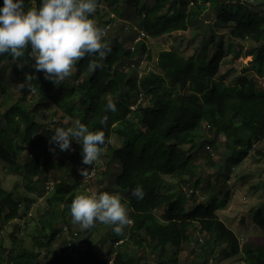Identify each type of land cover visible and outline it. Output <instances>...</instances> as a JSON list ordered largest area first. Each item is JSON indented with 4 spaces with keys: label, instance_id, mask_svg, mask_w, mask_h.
<instances>
[{
    "label": "trees",
    "instance_id": "16d2710c",
    "mask_svg": "<svg viewBox=\"0 0 264 264\" xmlns=\"http://www.w3.org/2000/svg\"><path fill=\"white\" fill-rule=\"evenodd\" d=\"M101 1L107 15L93 13L91 17L98 18V26L111 25L117 18L111 15L123 16L132 6L131 26L139 25L147 38L186 32L196 27L206 12L215 11L214 26L231 28L230 35L235 42L248 41L253 47L252 62L259 73L264 74V10L254 2L98 0ZM38 2L25 0V8L36 6ZM2 4L0 0V6ZM104 19H108L105 25ZM202 35L201 53L186 57L178 50H163L158 54L154 69L142 76H139V64L145 55V60L152 58L147 45L138 44L129 49L119 37L111 41L109 35L104 36L111 48L108 55L102 60L96 55L85 57L73 67L71 76L57 86L45 79L42 71L31 67L34 62L27 57V49L21 58L0 55V64L15 63L13 74L20 80L19 85L24 88L25 83L28 84L22 96L4 113L0 112V163L22 177L26 192L7 190L0 182V264L87 261L76 255L81 232L72 223L68 206L74 195L83 191L79 190L82 178L102 179L105 175L116 192L127 196L122 201L127 204L132 223L119 235L111 228L106 237L111 244L104 261H98L99 255L89 250L91 258L87 264H144L137 250L148 251L155 264H180L184 245L192 243L193 237L204 264H210L209 259L219 263L220 256L224 260L238 257L242 264H264V237L242 243L217 214L229 202V194L223 190L217 193L215 189L216 184L230 180L232 170L252 151L253 158H264V93L256 94L247 76L241 77L240 88L223 89L219 81L226 74L219 76L220 66L236 43L229 40L225 41L227 47L224 46V39L217 37L216 31L209 37L206 33ZM211 48L212 55H209ZM234 56L239 54L235 52ZM89 59L100 63L91 73L87 70ZM5 78L6 74L1 72L0 97L10 91ZM142 97L145 102L136 105ZM109 99L117 106L115 113L105 111ZM49 106L57 109L53 118L60 113L73 122L79 119L90 130L102 128L106 145L99 158L107 167L116 163L119 172L111 175L107 167L102 170L96 161L92 165L83 164L81 146L76 142L79 162L66 166V176L56 185L46 186L47 191L52 188L46 197L44 183L51 154L60 151L57 145L50 143V136L56 127L70 125L61 121L53 126L50 119L45 120L42 114ZM105 115L107 122L101 125L100 119ZM203 124H207L208 132L214 137L225 138L224 146L228 151L226 169L214 174L215 184L209 182L214 190L207 200H199L195 193L206 182L201 169L204 172L206 168L222 164L215 161L214 153L207 151L215 147V141L200 131ZM114 139L120 145L116 146ZM258 144L261 149L255 148ZM205 145L207 149L202 154ZM24 153L29 156L21 163ZM70 159L60 155V162L53 163L54 169L61 170L64 161ZM203 161L206 168L202 166ZM75 164L88 169L85 176L77 171ZM137 185L142 187V199L131 195ZM184 188L193 194L189 208L184 205ZM257 188L254 185L250 189ZM37 194L46 198L47 209L38 218L31 241L26 244L25 237L20 236L19 220L28 214ZM219 194L225 197L221 199ZM160 208L162 218L156 214ZM258 210L254 220L264 231V214ZM11 224L13 229L8 231ZM59 239H62L61 250L50 254L52 245ZM220 248H223L221 253Z\"/></svg>",
    "mask_w": 264,
    "mask_h": 264
},
{
    "label": "rangeland",
    "instance_id": "374dc122",
    "mask_svg": "<svg viewBox=\"0 0 264 264\" xmlns=\"http://www.w3.org/2000/svg\"><path fill=\"white\" fill-rule=\"evenodd\" d=\"M150 2L152 3L154 0H142V2ZM230 0H223V2H228ZM254 2L255 5L259 6L260 10H264V0H243ZM135 2H133V5ZM134 7H129L128 10L123 13V16L111 15V18L117 17L114 23L107 24L108 19H104L103 28L106 34L104 36L109 35L110 40L114 39L115 36L119 37L125 43L127 48L132 49L135 48L138 44L147 45L148 49L151 51L152 58L150 61L145 60L146 55L143 60L139 64V76L144 75L147 71L153 70L155 62L158 58V54L163 50H178L181 53H184L186 57L191 55H195L196 53H201L203 49L204 39L202 33H206L209 36L212 35L213 31H216L217 37H222L224 46H226V42H235L233 37L230 35L231 28L226 27H215L214 24L216 22L215 11L206 12L203 16H201V20L196 27H190L186 32H178L169 36L160 37V38H147L143 36L142 30H140L139 25L133 24L131 26V20L129 17L133 15ZM95 14H100L102 16L107 15V9L105 4L101 1L97 3V8L94 12ZM94 23L99 25L98 18L95 17ZM141 23V22H140ZM115 27V28H114ZM111 30H109V29ZM114 28L115 30H112ZM202 31V33H201ZM137 38L135 40L134 37ZM222 41V40H221ZM236 45L232 47L228 56L223 60L220 66L219 76L226 74L223 80L219 81V84L223 86V89H232V88H240L242 85L240 83L241 77H248L249 83L254 87L256 94L264 93V74H260L256 65L252 62V50L250 47V43L248 41L244 42H235ZM227 47V46H226ZM212 48L209 49L208 54L212 55ZM237 52L239 54L238 57H235L234 54ZM29 60H31L29 58ZM32 61V60H31ZM34 62V61H33ZM27 65V64H26ZM15 67L14 62H8L7 64H0V77L1 72L6 74V78L4 82L6 85L10 87V91L8 94L2 95L0 97V112L4 113L5 110L14 102L17 101L22 96L23 89L28 85L25 83V87H21L19 85L20 80L15 79L13 74V68ZM248 69L244 71L243 69ZM23 72H25L23 70ZM144 97L138 100L136 103H144ZM134 105V106H136ZM54 112H57V109L54 106H49L46 111L43 112L42 116L45 120H49L53 126L56 123L64 121L67 124H72L73 121L69 118L62 116V114H57L54 118L51 117ZM51 117V118H50ZM2 124V123H0ZM207 124H203L201 126L200 131H204V134L208 135L215 141V147L209 151V153L215 154V161L220 165L219 167L206 168L204 161L202 162V166L206 168V171L203 172L201 169L202 177L206 180V182L202 185L201 190H197L195 193L199 200L208 199L212 192L213 188L210 186V183L215 184L214 174L217 171H222L226 169L225 155L228 154L226 147L224 146L225 138L222 137H214L208 132ZM215 138V139H214ZM113 143L118 146L120 143L114 139ZM78 144L75 141H72L70 149L59 151L58 153L52 152L51 154V163L50 168L47 172V180L44 183L45 196L48 197L52 192V188L50 191L46 190V186L53 187L58 183L61 177H65L66 166L73 165V163L79 162V157L76 156ZM257 149H261V144L255 146ZM206 145L202 149V154L206 151ZM34 152H32V155ZM200 153V154H201ZM254 151H252L244 162L235 169L232 170V174L230 176V180L224 184H216V192L219 190H223L229 194V202L224 205L218 211V216L225 223L227 227H229L234 233L240 238L241 242L244 243L251 238L255 237H264V231L260 229V227L256 224L254 218L255 213L258 212V209H261L260 212L264 214V158H253ZM69 156L71 159L68 162L64 161V167L61 170L54 169L53 163L60 162V155ZM28 153H24L21 155V163H25L28 158ZM96 163H99L100 168L102 170L106 169V164L102 161L101 158L96 160ZM77 171L81 170V166H77L75 164ZM108 170L111 172V175L119 172L118 165L116 163L109 164ZM99 172V171H98ZM207 181V179H209ZM0 182L7 190L17 189L20 193H26L23 188L22 177L18 176L12 169H9L4 164L0 163ZM108 175L103 176L102 179H88L82 178L79 184V190L88 191V192H101V191H109L116 192L114 184L111 183ZM258 186L257 189L251 190L252 186ZM164 190V189H163ZM160 191L163 193L164 191ZM185 193V202L184 205L189 208L192 205V192L188 191L187 188L182 189ZM39 192V191H38ZM30 197L31 194H28ZM123 200L127 199L126 195L121 194ZM224 194H219V198H224ZM34 202L31 204L32 208L28 212L27 215H24L20 221L21 224V232L20 236L25 237L26 244H29L31 241V237L35 232L36 222L38 218H40L42 212L46 210V198L41 197L37 194L34 198ZM163 210L160 208L156 211V214L159 218H162ZM8 231L13 229V224L9 226ZM76 230L81 232L80 241L76 245V255L77 257H85L87 261H82L78 259V264H87L90 260L91 256L89 254V250H92L95 254H98V261L101 263L106 258L108 249L110 247L111 242L106 239L109 230L112 228L111 225L97 223L90 229H82L78 225L75 227ZM126 229V228H124ZM197 237V236H196ZM195 237V238H196ZM62 239H59L54 242L52 245V251L50 254L61 250L60 243ZM196 240L193 237V242L190 244H185L183 251L180 255L181 263L180 264H204V260H200L199 254L200 251L196 250ZM200 243V242H199ZM223 248H220V253ZM70 251V250H69ZM137 254L139 257H142V263L146 264H155L154 259L150 260V253L148 251H138ZM100 255L102 256L100 258ZM223 256H220V262H212L209 259L210 264H242L241 259L238 257H231L229 259H223ZM206 259V258H204Z\"/></svg>",
    "mask_w": 264,
    "mask_h": 264
},
{
    "label": "clouds",
    "instance_id": "9594fccd",
    "mask_svg": "<svg viewBox=\"0 0 264 264\" xmlns=\"http://www.w3.org/2000/svg\"><path fill=\"white\" fill-rule=\"evenodd\" d=\"M97 3L98 0H39L36 6L26 9L25 0H3L0 6V55L21 58L27 49V57L34 61L31 67L37 72L42 71L45 79L54 85H59L71 76L73 67L85 57L96 55L102 60L111 51L103 39L104 29L91 18ZM99 67L98 61L88 60V72ZM105 111H117L111 99L106 102ZM107 119V115L101 117L100 124L105 125ZM72 141L80 144L85 165L98 160L106 145L102 128L90 130L79 119L68 126L56 127L50 136V143L61 151L70 149ZM80 171L85 176L88 169ZM131 195L142 199V187L137 185ZM68 207L72 223L82 229L102 223L111 225V230L119 235L132 223L127 204L119 192H78Z\"/></svg>",
    "mask_w": 264,
    "mask_h": 264
},
{
    "label": "built area",
    "instance_id": "2783aa9c",
    "mask_svg": "<svg viewBox=\"0 0 264 264\" xmlns=\"http://www.w3.org/2000/svg\"><path fill=\"white\" fill-rule=\"evenodd\" d=\"M108 29H109V28H108ZM105 33H106V32L104 31V34H105ZM143 36L146 37L145 34H143Z\"/></svg>",
    "mask_w": 264,
    "mask_h": 264
}]
</instances>
